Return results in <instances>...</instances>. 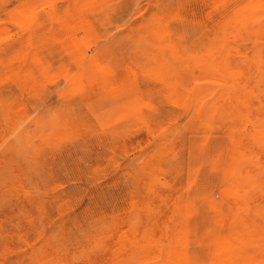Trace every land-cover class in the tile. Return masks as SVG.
Masks as SVG:
<instances>
[{
    "label": "rangeland",
    "instance_id": "1",
    "mask_svg": "<svg viewBox=\"0 0 264 264\" xmlns=\"http://www.w3.org/2000/svg\"><path fill=\"white\" fill-rule=\"evenodd\" d=\"M0 264H264V0H0Z\"/></svg>",
    "mask_w": 264,
    "mask_h": 264
}]
</instances>
